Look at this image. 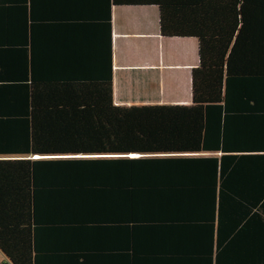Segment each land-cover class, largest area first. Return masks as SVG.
Returning a JSON list of instances; mask_svg holds the SVG:
<instances>
[{
	"label": "trees",
	"instance_id": "1",
	"mask_svg": "<svg viewBox=\"0 0 264 264\" xmlns=\"http://www.w3.org/2000/svg\"><path fill=\"white\" fill-rule=\"evenodd\" d=\"M114 6L198 40L190 105L114 103ZM0 250L264 264V0H0Z\"/></svg>",
	"mask_w": 264,
	"mask_h": 264
},
{
	"label": "crops",
	"instance_id": "2",
	"mask_svg": "<svg viewBox=\"0 0 264 264\" xmlns=\"http://www.w3.org/2000/svg\"><path fill=\"white\" fill-rule=\"evenodd\" d=\"M113 93L117 106L190 105L196 38L164 37L157 6H114ZM0 262L6 261L0 250Z\"/></svg>",
	"mask_w": 264,
	"mask_h": 264
},
{
	"label": "water",
	"instance_id": "3",
	"mask_svg": "<svg viewBox=\"0 0 264 264\" xmlns=\"http://www.w3.org/2000/svg\"><path fill=\"white\" fill-rule=\"evenodd\" d=\"M132 156H136V155H132ZM35 158H40L39 156H35Z\"/></svg>",
	"mask_w": 264,
	"mask_h": 264
},
{
	"label": "rangeland",
	"instance_id": "4",
	"mask_svg": "<svg viewBox=\"0 0 264 264\" xmlns=\"http://www.w3.org/2000/svg\"><path fill=\"white\" fill-rule=\"evenodd\" d=\"M72 157H78V156H72ZM0 258H1V256H0ZM0 264H2V263L0 262Z\"/></svg>",
	"mask_w": 264,
	"mask_h": 264
}]
</instances>
